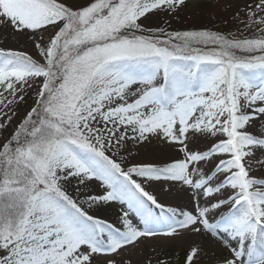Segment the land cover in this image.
I'll return each instance as SVG.
<instances>
[{
  "label": "snow or ice",
  "instance_id": "snow-or-ice-1",
  "mask_svg": "<svg viewBox=\"0 0 264 264\" xmlns=\"http://www.w3.org/2000/svg\"><path fill=\"white\" fill-rule=\"evenodd\" d=\"M262 122L264 0H0V264H264Z\"/></svg>",
  "mask_w": 264,
  "mask_h": 264
},
{
  "label": "rangeland",
  "instance_id": "rangeland-1",
  "mask_svg": "<svg viewBox=\"0 0 264 264\" xmlns=\"http://www.w3.org/2000/svg\"><path fill=\"white\" fill-rule=\"evenodd\" d=\"M238 4H243L245 0H235ZM182 18L175 19L172 21V27L174 29H182L188 28L192 26H202L206 25L209 17L205 15L202 11H197L196 13L187 12L181 14ZM154 23V21H153ZM220 27L223 28L224 31H235V25L229 23L227 26L221 25ZM9 44L12 46H16L13 41H9ZM264 123V122H262ZM176 203H180L182 201L177 200ZM120 211L119 208H108L100 213L101 216L107 217L109 219H115L116 212ZM150 249H145V252H149Z\"/></svg>",
  "mask_w": 264,
  "mask_h": 264
}]
</instances>
